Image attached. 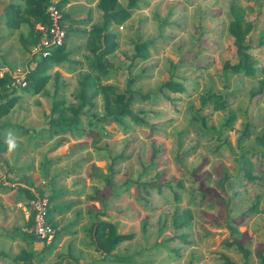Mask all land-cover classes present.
<instances>
[{
    "label": "rangeland",
    "instance_id": "374dc122",
    "mask_svg": "<svg viewBox=\"0 0 264 264\" xmlns=\"http://www.w3.org/2000/svg\"><path fill=\"white\" fill-rule=\"evenodd\" d=\"M99 3L69 0L63 23L71 63L48 70L39 94L18 84L0 88V105L4 97L19 98L0 119L2 138L12 133L18 145L0 149V264H121L113 256L134 264H260L264 0H139L128 20L108 28L118 46L100 83L147 95L149 100L132 104L146 124L107 122L100 94L93 108L79 114L80 132L56 135L54 103L64 101L61 111L71 116L80 81L94 73L90 31L104 23ZM120 4L128 9V0ZM19 5L25 0H0V69L27 79L42 60L30 44L32 26L7 25V12ZM234 8L252 23L247 44L257 61L255 77L225 69L239 63L229 31ZM138 46L145 47V58ZM169 82L182 90L167 87ZM215 101L226 109L216 110ZM231 114L235 122L229 127ZM23 189L61 209L51 245L22 235L30 230L32 202ZM185 212L191 224L180 231L174 216ZM99 222L133 239L107 255L90 233ZM236 241L249 258L230 246Z\"/></svg>",
    "mask_w": 264,
    "mask_h": 264
},
{
    "label": "trees",
    "instance_id": "16d2710c",
    "mask_svg": "<svg viewBox=\"0 0 264 264\" xmlns=\"http://www.w3.org/2000/svg\"><path fill=\"white\" fill-rule=\"evenodd\" d=\"M139 0H128V9L124 8L120 4V0H100L99 7L103 11V25L94 26L90 31L91 41L90 49L95 57L92 62V70L95 73L86 75L79 83V88L76 94V100L78 105H72L69 110L71 111V116H67L64 111H61L64 101H56L52 113H59V117L53 120L52 126L54 128V134L59 135L60 133L67 134L68 132H80L81 128L79 127L78 116L86 108L94 107V100L101 94L103 96L104 110L107 115V122H116L122 123L123 119H129L137 125H145L146 121L143 117L144 113H137L133 111L132 104L133 102H144L149 100L147 95H140L137 93H131L127 95L126 93H120L119 90L114 86H104L100 83V80L103 77H106L109 73L107 69V58L109 55L115 52L118 44L116 42L117 35L109 32L108 28L111 24L120 25L131 16L130 9L134 8ZM26 5L12 6L7 12L8 21L7 25L10 28L18 29L22 24H30L32 26L31 42L32 46L37 45L42 37V33L37 30L34 31L35 25H48L50 22L49 16L47 14V9L53 4V0H25ZM69 4V0H61L56 4V7L61 11L63 15V20L68 18V15L63 13L64 8ZM235 9V8H234ZM241 15L236 12L234 14V20L230 24V34L235 39V46L237 49V54L239 57V63L236 65L225 64V69L230 70L231 72L238 75H245L248 77L256 76V65L257 61L250 53V46L247 44V36L252 30V23L243 21ZM245 23V24H244ZM63 28L66 31V38L64 45L60 47L52 57L42 60L37 68L28 76L27 85L23 90L32 95L39 94L46 86L49 81V77L45 76V73L50 70L54 65H60L64 63H71L69 57L70 52L68 51V39L69 33L67 28L63 23ZM137 50L139 51V56L145 58L144 46H138ZM142 52V53H141ZM13 80L11 76L7 75L4 79L0 80V88L3 90H9L12 87ZM167 87L174 90H182V87L175 83H167ZM15 92V90L13 91ZM262 92V89L258 91ZM257 94V93H253ZM7 99L6 103L0 105V119L11 112L19 101L18 97H4ZM207 99H203V105L207 104ZM214 107L218 111L226 109V103L221 101H215ZM203 125L206 124V119H200ZM235 122V115L231 114L227 125L232 127ZM0 123V130L2 129ZM0 135V149L5 151V140ZM246 161V159H245ZM251 181H256V178L252 177L249 174ZM24 192L28 193V196L31 200L35 199L34 195L30 191ZM53 197L50 199V204L53 202ZM59 207L50 206L48 222L53 226L54 225V216L60 214ZM191 214L190 212H185L183 215L176 214L174 216V224L176 229L182 231L184 228L190 226L191 224ZM34 223L33 216L29 219V228L32 227ZM236 231V229H233ZM91 237L93 242L99 250L104 252L107 255H111L112 251L119 244L130 241L133 239V235L118 234L116 232V227L109 222H99L93 225L91 228ZM20 234V233H19ZM17 234V236H19ZM11 235V234H10ZM25 238L36 240L37 238L31 233L22 234ZM15 236V237H17ZM185 238L184 236L181 237ZM39 240V239H38ZM40 241V240H39ZM41 242V241H40ZM46 244V243H45ZM50 243L49 245H51ZM235 246L239 252L247 259L250 256V251L247 250L242 244L236 241L234 244L230 245ZM50 247V246H48ZM259 258L261 260L260 264H264L263 253H260ZM31 258L30 255L27 257ZM113 261L121 264H134L130 258L127 257H118L113 256ZM227 264H231L227 260Z\"/></svg>",
    "mask_w": 264,
    "mask_h": 264
},
{
    "label": "built area",
    "instance_id": "2783aa9c",
    "mask_svg": "<svg viewBox=\"0 0 264 264\" xmlns=\"http://www.w3.org/2000/svg\"><path fill=\"white\" fill-rule=\"evenodd\" d=\"M50 22L48 25L39 24L37 29L42 33L40 42L36 45L34 54L40 60H45L53 56L55 51L64 45L66 38V31L63 28V15L61 11L52 4L47 9ZM7 75L11 76L13 83L25 87L27 79L20 78L16 73L15 75L9 73L7 70L0 69V80L4 79ZM50 211L49 202L36 197L31 202L30 217L33 216L34 223L29 230L42 243L50 244L53 240L55 229L48 222Z\"/></svg>",
    "mask_w": 264,
    "mask_h": 264
},
{
    "label": "clouds",
    "instance_id": "9594fccd",
    "mask_svg": "<svg viewBox=\"0 0 264 264\" xmlns=\"http://www.w3.org/2000/svg\"><path fill=\"white\" fill-rule=\"evenodd\" d=\"M5 143H6L9 151H13L18 147L16 140L13 137L12 133H8Z\"/></svg>",
    "mask_w": 264,
    "mask_h": 264
}]
</instances>
